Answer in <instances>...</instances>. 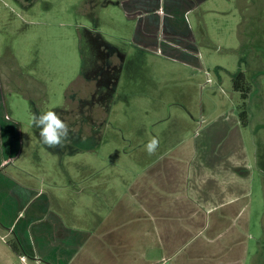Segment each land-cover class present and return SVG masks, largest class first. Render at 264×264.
<instances>
[{
    "label": "rangeland",
    "instance_id": "rangeland-1",
    "mask_svg": "<svg viewBox=\"0 0 264 264\" xmlns=\"http://www.w3.org/2000/svg\"><path fill=\"white\" fill-rule=\"evenodd\" d=\"M198 6L189 20L203 69L135 50L134 26L111 0H0V72L10 110L23 128L22 164L53 186L73 177L81 186L110 180L102 189H112L106 203L113 207L158 156L161 143L165 148L182 138L171 140V116H188V133H201L210 114L239 117L241 95L232 79L245 72L253 126L242 129L256 170L244 207L249 227L227 222L219 242L200 235L196 243L228 245L238 238L232 229L253 250L264 236V0H206ZM49 110L69 128H82L59 149L43 145L31 125L34 113ZM153 138L158 144L149 154ZM72 191L59 192L72 204ZM188 251L183 248L182 255ZM261 254L255 264H264V244ZM179 260L170 264H186Z\"/></svg>",
    "mask_w": 264,
    "mask_h": 264
},
{
    "label": "crops",
    "instance_id": "crops-1",
    "mask_svg": "<svg viewBox=\"0 0 264 264\" xmlns=\"http://www.w3.org/2000/svg\"><path fill=\"white\" fill-rule=\"evenodd\" d=\"M204 1L111 0L134 26L135 50L195 69L204 63L189 16ZM6 93L0 72V264H170L177 258L186 264H255L261 258L264 236L252 250L230 228L238 238L228 245L196 243L200 235L219 242L227 222L249 227L244 207L256 170L238 116L210 114L194 134L188 133V116H171V140L182 138L165 148L161 143L158 156L113 207L106 203L112 189H102L110 180L81 186L73 177L53 186L22 164L23 128ZM70 187L72 204L61 193ZM186 247L190 251L182 255Z\"/></svg>",
    "mask_w": 264,
    "mask_h": 264
},
{
    "label": "clouds",
    "instance_id": "clouds-1",
    "mask_svg": "<svg viewBox=\"0 0 264 264\" xmlns=\"http://www.w3.org/2000/svg\"><path fill=\"white\" fill-rule=\"evenodd\" d=\"M35 23V21H32ZM31 125L38 129L40 142L49 149H59L64 146V141L68 139L70 134L69 125L61 119L60 115L53 110H49L40 114H33L31 117ZM158 144L153 138L146 145L149 154H152ZM36 264H40L37 259Z\"/></svg>",
    "mask_w": 264,
    "mask_h": 264
},
{
    "label": "trees",
    "instance_id": "trees-1",
    "mask_svg": "<svg viewBox=\"0 0 264 264\" xmlns=\"http://www.w3.org/2000/svg\"><path fill=\"white\" fill-rule=\"evenodd\" d=\"M233 88L234 91L239 92L241 95V101L238 105L239 110V118L241 121V124L244 128H247L251 124V115L249 111V97L251 93V87L247 82L246 74L243 71H240L237 73L233 79ZM12 248L17 251V246L15 244H11Z\"/></svg>",
    "mask_w": 264,
    "mask_h": 264
},
{
    "label": "flooded vegetation",
    "instance_id": "flooded-vegetation-1",
    "mask_svg": "<svg viewBox=\"0 0 264 264\" xmlns=\"http://www.w3.org/2000/svg\"><path fill=\"white\" fill-rule=\"evenodd\" d=\"M94 95V94H93ZM93 97V99H94V101H97L99 98H97V99H95V97L94 96H92ZM72 112H75V114H76V111H74V110H70V113L71 114H73ZM76 115H80V114H76ZM82 115H84V114H82ZM74 117V116H73ZM76 120V119H75ZM76 124H79L77 121H76ZM80 126V125H79ZM74 129H72V128H70V132H71V134L72 135H76V131L77 130H79V129H82V128H75V127H73Z\"/></svg>",
    "mask_w": 264,
    "mask_h": 264
}]
</instances>
